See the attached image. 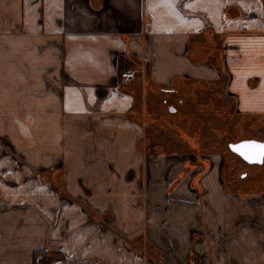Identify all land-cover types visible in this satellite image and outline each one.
<instances>
[{
    "label": "crops",
    "instance_id": "obj_1",
    "mask_svg": "<svg viewBox=\"0 0 264 264\" xmlns=\"http://www.w3.org/2000/svg\"><path fill=\"white\" fill-rule=\"evenodd\" d=\"M224 76L264 128V0H0V264H264V187L149 130Z\"/></svg>",
    "mask_w": 264,
    "mask_h": 264
},
{
    "label": "rangeland",
    "instance_id": "obj_2",
    "mask_svg": "<svg viewBox=\"0 0 264 264\" xmlns=\"http://www.w3.org/2000/svg\"><path fill=\"white\" fill-rule=\"evenodd\" d=\"M124 71L132 73L133 77L125 81L121 77ZM119 73L121 83L126 88L134 82H137V85L149 81L145 69L138 72L124 66ZM224 79L225 76L218 84L206 83L205 91L198 87L197 83H188L187 80L179 84L176 93L154 86L155 90L147 91L149 99L146 98V103L149 102L148 105L155 108L157 115L159 113V119L154 123L156 125L154 130L149 127L150 125L147 127L151 132L158 134L155 136L158 140H163L154 143H160L164 149L180 152L193 151L191 154L198 152L222 154V163L221 159L218 163L224 166L222 169L225 181L235 183L241 188L251 187L252 191L263 188L264 162L247 163L230 150L229 143L248 137L252 139L258 137L256 140L264 139V128L255 124V117L236 114L233 100L224 92ZM148 137L145 135L146 139ZM165 138H172L173 144L171 145L169 141L165 142ZM1 143L6 145L5 141ZM135 246L140 245L135 243ZM142 249L149 253L145 246Z\"/></svg>",
    "mask_w": 264,
    "mask_h": 264
},
{
    "label": "water",
    "instance_id": "obj_3",
    "mask_svg": "<svg viewBox=\"0 0 264 264\" xmlns=\"http://www.w3.org/2000/svg\"><path fill=\"white\" fill-rule=\"evenodd\" d=\"M256 145H264V141L256 139H242L236 142H230L229 148L247 163L261 164L264 162V149L258 148Z\"/></svg>",
    "mask_w": 264,
    "mask_h": 264
},
{
    "label": "built area",
    "instance_id": "obj_4",
    "mask_svg": "<svg viewBox=\"0 0 264 264\" xmlns=\"http://www.w3.org/2000/svg\"><path fill=\"white\" fill-rule=\"evenodd\" d=\"M121 77L124 78V80L126 81V79L132 78L133 75L129 71H124L121 73ZM63 263H64L63 259L58 258V259H55L52 264H63Z\"/></svg>",
    "mask_w": 264,
    "mask_h": 264
},
{
    "label": "trees",
    "instance_id": "obj_5",
    "mask_svg": "<svg viewBox=\"0 0 264 264\" xmlns=\"http://www.w3.org/2000/svg\"><path fill=\"white\" fill-rule=\"evenodd\" d=\"M120 65H121V64H120ZM123 67H124V66L121 65L120 68H119V70H121ZM57 256H59V254H55V255H53V256H50V257H48L47 259H48L49 261H50V260L52 261L53 258H54V257L56 258ZM43 258H44V257H43ZM47 259H44V260L46 261ZM44 260H43V262H44Z\"/></svg>",
    "mask_w": 264,
    "mask_h": 264
},
{
    "label": "snow or ice",
    "instance_id": "obj_6",
    "mask_svg": "<svg viewBox=\"0 0 264 264\" xmlns=\"http://www.w3.org/2000/svg\"><path fill=\"white\" fill-rule=\"evenodd\" d=\"M256 147L264 149V145H256Z\"/></svg>",
    "mask_w": 264,
    "mask_h": 264
}]
</instances>
